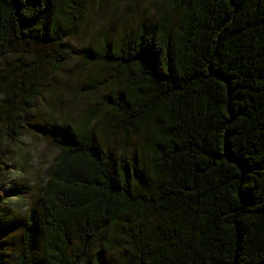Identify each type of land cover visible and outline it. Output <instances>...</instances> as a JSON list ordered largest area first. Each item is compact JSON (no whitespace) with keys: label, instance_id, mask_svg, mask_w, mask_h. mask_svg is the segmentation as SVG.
Masks as SVG:
<instances>
[{"label":"trees","instance_id":"16d2710c","mask_svg":"<svg viewBox=\"0 0 264 264\" xmlns=\"http://www.w3.org/2000/svg\"><path fill=\"white\" fill-rule=\"evenodd\" d=\"M75 2L0 0V61L39 44L60 65ZM148 3L88 46L107 92L54 124L15 264H264V0ZM10 64L0 126L14 139L40 88Z\"/></svg>","mask_w":264,"mask_h":264},{"label":"rangeland","instance_id":"374dc122","mask_svg":"<svg viewBox=\"0 0 264 264\" xmlns=\"http://www.w3.org/2000/svg\"><path fill=\"white\" fill-rule=\"evenodd\" d=\"M148 2L76 0L80 14L74 18L76 25L63 36L61 47L69 55L60 65L55 66L54 46L39 44L18 45L0 61V67L6 62L27 66V80L40 88L17 137L10 138L0 126V207L8 214L6 219L0 218V264H15L20 224L35 211V194L56 153L49 143L54 124L73 122L107 92L108 74L85 56L88 46L103 42L107 34L112 38L146 17Z\"/></svg>","mask_w":264,"mask_h":264}]
</instances>
